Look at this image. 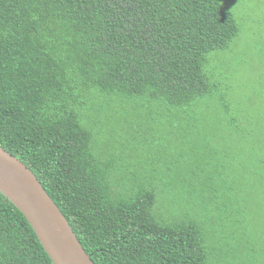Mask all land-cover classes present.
<instances>
[{
    "label": "trees",
    "instance_id": "1",
    "mask_svg": "<svg viewBox=\"0 0 264 264\" xmlns=\"http://www.w3.org/2000/svg\"><path fill=\"white\" fill-rule=\"evenodd\" d=\"M240 32L222 0H0V147L37 176L95 264H264V79L235 88ZM206 101L218 118L244 109L249 130L226 163L210 151L191 172L173 221L155 188L114 183L93 118L147 104L188 115ZM0 264H54L1 192Z\"/></svg>",
    "mask_w": 264,
    "mask_h": 264
},
{
    "label": "rangeland",
    "instance_id": "2",
    "mask_svg": "<svg viewBox=\"0 0 264 264\" xmlns=\"http://www.w3.org/2000/svg\"><path fill=\"white\" fill-rule=\"evenodd\" d=\"M222 3L225 9L235 13L241 28L230 51L234 72L241 77L234 86L242 94L251 81L264 79V0H222ZM218 68L223 70L221 66ZM224 72L228 75L227 70ZM257 91L259 96L264 92L262 87ZM240 102L242 107L243 100ZM208 108L206 101L188 115L163 104L104 109L99 117L93 118V125L96 142L103 147L101 160L112 166L114 183L126 185L125 194L155 188L160 196L157 208L160 216L169 215L175 221V196L185 194L184 184L191 172L207 162L204 157L210 151L217 152L226 163L230 144L244 140L249 130L245 127L244 109L235 103L231 104V112L220 118L214 109ZM258 109L261 110L259 106L248 110L249 116ZM204 112L207 113L202 117ZM233 116L241 128L236 136L227 133ZM213 259L222 261L217 253Z\"/></svg>",
    "mask_w": 264,
    "mask_h": 264
},
{
    "label": "water",
    "instance_id": "3",
    "mask_svg": "<svg viewBox=\"0 0 264 264\" xmlns=\"http://www.w3.org/2000/svg\"><path fill=\"white\" fill-rule=\"evenodd\" d=\"M0 192L26 217L54 264H95L37 176L1 147Z\"/></svg>",
    "mask_w": 264,
    "mask_h": 264
}]
</instances>
